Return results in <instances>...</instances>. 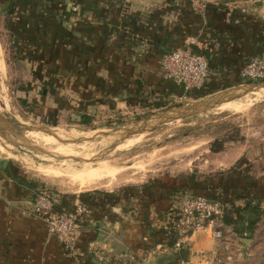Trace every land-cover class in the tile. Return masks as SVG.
I'll use <instances>...</instances> for the list:
<instances>
[{"label": "crops", "instance_id": "obj_1", "mask_svg": "<svg viewBox=\"0 0 264 264\" xmlns=\"http://www.w3.org/2000/svg\"><path fill=\"white\" fill-rule=\"evenodd\" d=\"M204 1L205 12L194 11L191 0L22 1L14 36L30 69L33 116L85 125L183 98L160 66L177 49L204 56L211 68L206 87L186 100L242 84L241 69L264 52V2ZM1 144L0 264H264V174L251 172L239 149L221 152L219 165L230 167L202 191L153 181L134 195L97 187L55 194L56 210L73 212L76 203L87 210L69 250L32 213L43 181L16 154L3 157ZM189 189L224 200L230 222L221 224L223 239L200 231L177 253L173 210Z\"/></svg>", "mask_w": 264, "mask_h": 264}, {"label": "rangeland", "instance_id": "obj_2", "mask_svg": "<svg viewBox=\"0 0 264 264\" xmlns=\"http://www.w3.org/2000/svg\"><path fill=\"white\" fill-rule=\"evenodd\" d=\"M22 1L27 0H0V113L18 128L16 134L45 147L46 152L23 145L21 139L10 133L0 135V141L2 151H8L3 157L16 154L21 165L43 181L42 190L54 195H70L97 187L134 195L154 181L157 186L191 183L202 191L203 186H210L220 174L228 171L226 168L230 166H220L218 160L221 152L232 148L244 154L242 159L248 163L251 172L264 174V90L127 140L95 135L128 127L152 114L194 100L177 98L161 107L134 109L126 114L111 112L108 117L94 118L85 125L69 118L57 124L36 119L31 112L27 88L30 69L25 65L14 36ZM29 1L33 5L37 2ZM34 126L49 128L56 137L35 131ZM221 167L225 172L220 170ZM48 169L62 173L58 174L59 178H50L42 172ZM93 181L96 186L78 188ZM188 193L201 195L190 189Z\"/></svg>", "mask_w": 264, "mask_h": 264}, {"label": "built area", "instance_id": "obj_3", "mask_svg": "<svg viewBox=\"0 0 264 264\" xmlns=\"http://www.w3.org/2000/svg\"><path fill=\"white\" fill-rule=\"evenodd\" d=\"M191 4L197 12H205L207 9V2L204 0H191ZM160 66L164 77L183 89L185 95L180 100H186L190 93L203 90L211 77L208 60L190 49H177L165 54ZM239 76L242 84L264 81V52L250 60L241 69ZM56 203L53 193L41 190L35 196L32 213L42 219L50 234L70 250L76 246L87 210L80 203H76L73 212L56 210ZM228 210L229 205L224 200L186 194L173 210V250L181 253L193 235L207 229L212 230L215 239H223L221 224ZM178 264L185 262L179 260Z\"/></svg>", "mask_w": 264, "mask_h": 264}, {"label": "water", "instance_id": "obj_4", "mask_svg": "<svg viewBox=\"0 0 264 264\" xmlns=\"http://www.w3.org/2000/svg\"><path fill=\"white\" fill-rule=\"evenodd\" d=\"M263 90L264 81L256 83H243L230 90L201 97L186 105L172 107L164 111L152 114L137 123L129 125L128 127L117 129L107 133H98L95 135V137L105 136L127 140L143 133L152 132L153 130L169 123L182 121L187 118L209 112L216 108H220V106L224 103L238 101L246 96H249L250 94H254ZM17 129L18 128H15L9 122V120L0 113V135L3 136V134L7 135V133H10L11 135H15L16 137L21 139L23 141V145L30 147L33 150L46 152L45 147L39 146L36 143L27 140L25 136H19L18 134H16ZM33 129H35V131H41L56 137V134H53L49 128L34 126Z\"/></svg>", "mask_w": 264, "mask_h": 264}, {"label": "bare ground", "instance_id": "obj_5", "mask_svg": "<svg viewBox=\"0 0 264 264\" xmlns=\"http://www.w3.org/2000/svg\"><path fill=\"white\" fill-rule=\"evenodd\" d=\"M233 102H235V101H233ZM230 103H232V102H229V103H224V104H222V105H225V104H230ZM33 134V133H32ZM45 137V136H44ZM38 138H40V137H38ZM46 138V137H45ZM49 138V137H48ZM42 139V138H41ZM52 139V138H51ZM41 141H43V139L41 140ZM47 143V142H46ZM50 143H52V142H50ZM54 144H56V143H54ZM58 144V143H57ZM8 152V151H7ZM10 152H11V150H10ZM6 153V152H5ZM9 155H12V154H9ZM15 156V155H14ZM93 169H95V168H93ZM96 170V169H95ZM95 170H93L94 172H95ZM108 170H110V169H108ZM51 171H53V170H51ZM51 171H49V169H48V171H44V170H42V172L46 175V176H48V177H52V178H59L60 176L58 175L59 173H62L61 172V170H57V172H55V170L53 171V172H51ZM59 171V172H58ZM65 172H67V171H63V173H65ZM81 172H82V170H81ZM89 172V171H88ZM105 172H106V170H105ZM109 172V171H108ZM112 172V169H111V171H110V173ZM78 173V172H77ZM84 173H86V172H84ZM67 175V174H66ZM77 175H79V174H77ZM93 175V174H92ZM110 175V174H109ZM68 176H70V175H68ZM112 176V175H111ZM62 177H64V176H62ZM79 177H81V176H79ZM85 177H87L86 175H85ZM92 176H90V178H91ZM77 178V177H76ZM93 178V177H92ZM100 178V177H99ZM99 178H98V180H99ZM72 179V178H71ZM79 179V178H78ZM77 179V181H81V180H78ZM81 179V178H80ZM96 179H97V177H96ZM86 180V179H85ZM89 180V179H88ZM102 180V179H101ZM74 181H76L75 179H74ZM90 181V180H89ZM92 181V180H91ZM96 181V180H95ZM73 183V182H72ZM77 183V182H76ZM74 184V183H73ZM79 184V183H78ZM72 186V185H71ZM93 186H96L95 184H94V181L93 182H87V183H84V184H82V185H80L78 188L79 189H87V188H90V187H93Z\"/></svg>", "mask_w": 264, "mask_h": 264}, {"label": "trees", "instance_id": "obj_6", "mask_svg": "<svg viewBox=\"0 0 264 264\" xmlns=\"http://www.w3.org/2000/svg\"><path fill=\"white\" fill-rule=\"evenodd\" d=\"M85 123H88V121H86ZM228 217H229V213L227 211V214L224 217L225 222H230V221H227L228 220Z\"/></svg>", "mask_w": 264, "mask_h": 264}]
</instances>
